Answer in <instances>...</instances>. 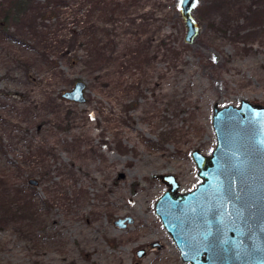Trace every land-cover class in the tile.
<instances>
[{
	"label": "rangeland",
	"instance_id": "rangeland-1",
	"mask_svg": "<svg viewBox=\"0 0 264 264\" xmlns=\"http://www.w3.org/2000/svg\"><path fill=\"white\" fill-rule=\"evenodd\" d=\"M178 2L143 1L133 13L144 24L142 68L97 69L85 104L62 98L81 78L69 61L54 58L58 75L19 46L0 47L1 154L49 172L28 184L41 222L0 209V264H189L156 213L169 190L161 176L176 177L180 194L195 190L192 154L216 148L215 107L264 106V0L230 9L200 0L193 45ZM120 26L103 28L110 41L126 39ZM237 29L253 35L234 42ZM177 46L185 48L176 68L162 49ZM125 218L132 222L116 225Z\"/></svg>",
	"mask_w": 264,
	"mask_h": 264
},
{
	"label": "water",
	"instance_id": "water-1",
	"mask_svg": "<svg viewBox=\"0 0 264 264\" xmlns=\"http://www.w3.org/2000/svg\"><path fill=\"white\" fill-rule=\"evenodd\" d=\"M186 27L184 43L199 35L195 12L200 0H178ZM87 84L75 83L62 98L87 101ZM216 148L211 156L196 150L192 158L202 182L180 194L173 175L161 180L169 190L156 213L189 264H264V106L243 101L240 106L215 107ZM30 185L38 186L31 179ZM131 218L118 220L125 228ZM145 252H138L139 258Z\"/></svg>",
	"mask_w": 264,
	"mask_h": 264
},
{
	"label": "trees",
	"instance_id": "trees-1",
	"mask_svg": "<svg viewBox=\"0 0 264 264\" xmlns=\"http://www.w3.org/2000/svg\"><path fill=\"white\" fill-rule=\"evenodd\" d=\"M143 1L0 0V47L12 49L13 46H19L24 51L33 53L32 59L39 62L40 67L44 66L58 75L63 71L56 60L58 64L62 60L69 61L72 68L80 69L81 78L75 82L84 81L91 88L97 69L102 70L107 63L117 69L131 68L136 72L142 68V55L138 47L144 43L141 32L144 24L133 13L141 9ZM169 1L172 5L177 4V0ZM245 1L216 0L215 4L218 8L223 6L230 9ZM169 16V13L165 14V18ZM232 21V16H229L223 23L231 25ZM119 23L125 30L123 36H126L122 43L110 41L111 35L106 33V28L103 29L110 24ZM251 35L253 34L242 32L241 29L232 32L234 42L249 40ZM182 48L185 47L162 49L164 56L168 54L172 67L177 68ZM1 152L0 147V209L4 211L6 219L24 221L33 218L34 221L41 222L44 215L40 210L34 209L35 194L29 192L28 184L30 175H39L42 180L49 172L40 174L38 167L31 169L28 162L24 166L16 165L8 161L6 154L3 156Z\"/></svg>",
	"mask_w": 264,
	"mask_h": 264
},
{
	"label": "snow or ice",
	"instance_id": "snow-or-ice-1",
	"mask_svg": "<svg viewBox=\"0 0 264 264\" xmlns=\"http://www.w3.org/2000/svg\"><path fill=\"white\" fill-rule=\"evenodd\" d=\"M181 2H183V0H181Z\"/></svg>",
	"mask_w": 264,
	"mask_h": 264
}]
</instances>
